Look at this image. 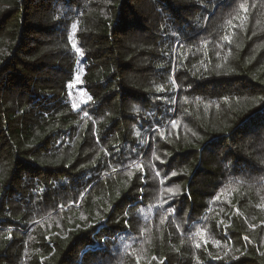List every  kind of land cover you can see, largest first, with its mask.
I'll list each match as a JSON object with an SVG mask.
<instances>
[{
    "label": "trees",
    "instance_id": "obj_1",
    "mask_svg": "<svg viewBox=\"0 0 264 264\" xmlns=\"http://www.w3.org/2000/svg\"><path fill=\"white\" fill-rule=\"evenodd\" d=\"M0 264H264V0H0Z\"/></svg>",
    "mask_w": 264,
    "mask_h": 264
},
{
    "label": "snow or ice",
    "instance_id": "obj_2",
    "mask_svg": "<svg viewBox=\"0 0 264 264\" xmlns=\"http://www.w3.org/2000/svg\"><path fill=\"white\" fill-rule=\"evenodd\" d=\"M240 7L243 8L244 5L241 4ZM72 27L75 29V28H76V25H73ZM69 39L71 40L72 37L70 36ZM72 47L75 49V51H76L77 53H79L80 55H83V52L80 50V48H78V47L76 46L75 43L72 44ZM76 79L79 80V76H77ZM69 86H70V87L72 86L71 83H70ZM89 99H91V98L89 97ZM74 107H75V105H74ZM85 115H87V113H85ZM173 125L175 126V122H173ZM113 171H116V169L114 168ZM173 174H175V173H173ZM169 191H171V189H169ZM217 199H219V197H217ZM173 211H174V210H173ZM9 238H10V237H9ZM243 239H244L245 241H248V240H249V238H248L247 236L243 237ZM205 243H206V241H205ZM199 246H200V245H197V247H199ZM138 259H139V258H137V260H138ZM153 259H156V257H153Z\"/></svg>",
    "mask_w": 264,
    "mask_h": 264
}]
</instances>
